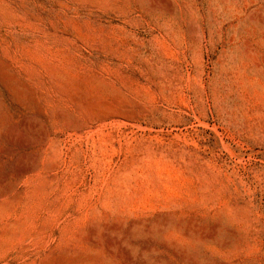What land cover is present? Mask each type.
Instances as JSON below:
<instances>
[{
  "label": "rangeland",
  "instance_id": "rangeland-1",
  "mask_svg": "<svg viewBox=\"0 0 264 264\" xmlns=\"http://www.w3.org/2000/svg\"><path fill=\"white\" fill-rule=\"evenodd\" d=\"M0 264H264V0H0Z\"/></svg>",
  "mask_w": 264,
  "mask_h": 264
}]
</instances>
